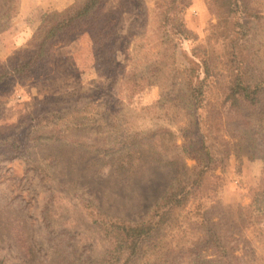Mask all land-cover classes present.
I'll list each match as a JSON object with an SVG mask.
<instances>
[{"label":"rangeland","instance_id":"rangeland-1","mask_svg":"<svg viewBox=\"0 0 264 264\" xmlns=\"http://www.w3.org/2000/svg\"><path fill=\"white\" fill-rule=\"evenodd\" d=\"M85 1L0 0V71ZM158 1L106 0L0 85V264H114L99 223L151 219L182 175L197 192L133 264H264V0H192L183 37Z\"/></svg>","mask_w":264,"mask_h":264},{"label":"trees","instance_id":"trees-1","mask_svg":"<svg viewBox=\"0 0 264 264\" xmlns=\"http://www.w3.org/2000/svg\"><path fill=\"white\" fill-rule=\"evenodd\" d=\"M210 4H221L224 7L239 8L241 0H208ZM106 0H86L83 4L69 9L62 14H59L54 20L43 26L34 37L31 43L27 46L28 49L24 53L28 56L24 59V64L15 65L13 69L7 66L2 67L0 71V85L5 84L6 81H15L18 76L23 74H32L34 71H39L46 64H48L52 47L57 43H67L68 36L78 30H82L98 21L99 13L105 7ZM242 6L245 13H247V5L245 1ZM241 2V3H242ZM192 0H159L156 3L157 17L162 21V25L166 30L172 24V29L176 36L183 37L188 31L184 25L183 14L191 6ZM169 13V14H168ZM137 21L134 22V24ZM133 25L130 26L128 32L131 33ZM248 91L242 90L246 98ZM253 102V101H252ZM203 144V142H202ZM204 150V147H201ZM208 164L212 161L209 153L205 154ZM188 166H184V171H190ZM202 171V170H201ZM205 171V170H203ZM180 178V186H171L165 196H163L155 206L152 212L151 219L138 223L126 221L109 222L102 221L99 223L106 236L111 238V245L113 247V256L111 261L114 264H133L138 257L143 244L154 238L155 235L163 229L165 218L169 216L170 212L181 209L187 206L189 197L195 192L194 183L190 181L182 182L183 177ZM200 177V176H199ZM190 183V184H189ZM258 211L264 212V208H258Z\"/></svg>","mask_w":264,"mask_h":264},{"label":"crops","instance_id":"crops-1","mask_svg":"<svg viewBox=\"0 0 264 264\" xmlns=\"http://www.w3.org/2000/svg\"><path fill=\"white\" fill-rule=\"evenodd\" d=\"M53 9H56L57 10V9H61V8L54 6Z\"/></svg>","mask_w":264,"mask_h":264}]
</instances>
